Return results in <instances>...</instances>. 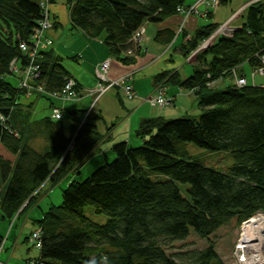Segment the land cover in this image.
<instances>
[{
  "label": "trees",
  "instance_id": "1",
  "mask_svg": "<svg viewBox=\"0 0 264 264\" xmlns=\"http://www.w3.org/2000/svg\"><path fill=\"white\" fill-rule=\"evenodd\" d=\"M65 2L72 27L101 38L109 54L126 64L133 59L126 55L134 48L132 35L142 24L162 21L184 5V0ZM41 14L38 0H0V115L5 118L0 122V214L8 223L33 207L40 209L43 183L59 185L103 139L97 128L102 116L93 109L59 108L60 120L50 114L30 120L34 99L53 104L55 98L39 92L26 95L17 83L18 72H11L10 66L14 60L18 69L28 64L19 44L30 39ZM239 19L231 35H218L197 52L186 79L170 70L154 77L191 90L200 116L146 118L136 130L139 145L115 142L110 162L62 187L60 204L52 203L39 218L31 217L40 229L37 241H30L31 234L24 239L38 249L31 264H224L212 242L178 257L167 253L165 246L190 233L205 239L226 224L237 226L258 212L264 214V84L253 80L241 87L235 81L216 86L220 79L234 80L233 72L247 78L245 66L249 70L261 66L264 0L250 2ZM219 26L196 28L186 42L185 58ZM158 34L166 35L164 42L174 38L164 30ZM62 60L50 46L39 52L40 75L34 80L47 93H57L72 79ZM210 82L214 84L208 87ZM26 99L33 101L25 103ZM39 136L45 142L42 150L32 145ZM189 143L211 152L227 151L232 168L221 172L200 163L189 152ZM177 183L189 185L188 197ZM85 206L107 216L106 222L92 221Z\"/></svg>",
  "mask_w": 264,
  "mask_h": 264
},
{
  "label": "crops",
  "instance_id": "2",
  "mask_svg": "<svg viewBox=\"0 0 264 264\" xmlns=\"http://www.w3.org/2000/svg\"><path fill=\"white\" fill-rule=\"evenodd\" d=\"M55 1L49 6L52 27L47 31V36L53 41L50 47L54 50V54L61 57L59 53L56 54L55 51L57 50L53 49V45L55 42L54 39L60 37V27L63 25L61 22L65 19L63 18L65 0H60V3H55ZM252 1L253 0H249L241 6H238V9H236L237 11L232 15L224 16L222 18H226L224 23H227L228 20L234 17L235 14L240 13V11ZM195 2L196 0H184V5L182 7L193 5ZM219 2H221V0H219ZM199 10L202 12L200 15L195 13L186 16L185 12H176L173 16L166 17L162 21L144 22L142 24L144 25L142 41L140 45L137 46L138 52L136 53L134 51L132 55H129V57L133 58L132 62L129 64L120 62L113 55H110L108 48H106L101 38H91L80 28H76L79 30L75 35L76 37L73 43L69 44L68 50L72 51L71 53H74L73 55H77L75 60H81L85 63L89 62L87 65V71H89V74L91 75L90 81H85L82 74H79L77 76L78 78H76V76L69 71L71 78L77 83L78 89L81 92L76 101H70L74 102L76 106L71 107V105H73L72 103L61 99H54L55 101L51 104V102H47L42 98L41 101L43 103L41 102L38 108L41 109L47 107L45 115H49L51 108L54 107H60L64 110L83 109L90 111L93 109L95 113L102 116V120L98 122L97 128L103 135V139L95 145L91 153L83 160V164L78 167L77 171L75 173H70L57 186H60L62 183L68 184L71 180H73V178L77 179L80 177L85 167L89 168L87 172L90 174L98 166L102 165L104 161L112 159L114 156L111 149L115 142L122 141L132 146L139 145L140 139L136 134V130L142 121L146 120V118L162 116L167 120L185 117L179 115L188 116L189 112H201V109L197 106V99L195 96L190 95L189 90L180 88L179 86H173L168 83H164L166 93L174 99V104L172 106L174 109L167 110L171 112L164 113L165 110H155L150 106L149 102L145 100L153 95L159 84L164 82L156 81L154 78L156 74L165 70H170L172 72L177 71L181 79H186L187 76L191 75L193 72V63L188 62L192 66L191 72H188V70L183 66L187 63L183 53L187 46L186 42L193 36L196 28L209 24V20L207 21L206 17L211 18L210 20H212L214 15V12L212 11L213 9L211 8L206 10L203 6H200ZM239 20L240 19H238V21ZM230 21H232L231 25L233 29L239 25V22L238 24L233 25V23L237 22L234 19ZM163 30L168 34H174V38L169 42H164L166 40V35L158 34L159 32L162 33ZM56 48H60V45H56ZM105 60L110 61L107 69L108 71L106 73L107 80L111 81L112 79L119 78L123 74L131 73V87L136 93V97H134V99H127L121 86L112 87L100 97H95L91 94L92 92L87 93V91L97 88L99 81L95 75V68ZM250 72L251 70H249V73ZM257 75H255V77ZM260 77L262 76L260 75ZM230 78L231 83H234L233 77L231 76ZM222 80L224 79L218 80L216 86H218ZM31 101L33 100L26 99L25 103ZM34 101L36 102L37 100L34 99ZM34 108H36V105ZM63 121V124L66 128H68L69 121L65 118ZM68 132L69 130L66 129V133ZM39 138L42 140L41 148L43 149L45 145L44 139L40 136ZM46 188H51L50 181L43 183L40 189V194L42 193V189ZM33 209H36V207H33ZM30 211L22 218L20 222L21 225L18 222L19 219L10 224L7 221H4L0 214V234L3 236V240L0 242V247L2 249L0 253V264H20L22 261V256V258H19L18 256L13 257V252H9L10 254H8V247H6V244L8 241H12L11 245L13 246L19 241L18 233L21 234V231L27 227H31L32 229L30 228V232H32V230L37 226L33 221H31L32 213H30Z\"/></svg>",
  "mask_w": 264,
  "mask_h": 264
},
{
  "label": "rangeland",
  "instance_id": "3",
  "mask_svg": "<svg viewBox=\"0 0 264 264\" xmlns=\"http://www.w3.org/2000/svg\"><path fill=\"white\" fill-rule=\"evenodd\" d=\"M65 1H64V4H65L64 7L65 8H64V12H63V18H65V19L63 22H61V23H63V25L60 27V29H61L60 37L54 39L55 42L53 45V49L57 50V51H55L56 54L59 53L61 55V57H63V65L67 71H70L73 75L76 76V78H78L77 76L79 74H82L84 76L85 81H88V80L90 81L91 75L89 74V71H87V65L89 62L85 63L84 61H81L79 59H78L79 61H77V59L75 60V58H77V55H73L74 53H71L72 51L68 50L69 44L73 43V41L75 40V37H76L75 35L79 29L72 27L71 22H70L69 17H68V10H69L68 8L69 7H67V4ZM248 1L249 0H225V2H219L215 7L216 9L212 8L213 9L212 11L214 12L212 20H210L211 18H208V17H206V20L207 21L209 20V23L210 22L211 23L216 22V24L219 23L221 26V25H223V23L225 22L224 20L226 19V18L222 19L224 16L232 15L233 13H235L237 11L236 9H238V6H241L243 3L248 2ZM60 2H61L60 0L55 1V3H60ZM239 14L240 13L235 14L234 17H232L230 19V20L234 19L237 21L236 23H233V25L238 24V22H240V21H238ZM231 22H230V24L228 23V25H226V26L233 29ZM230 31H232V30H230ZM56 45L57 46L60 45V48H56ZM186 61H187V58H186ZM188 62L191 63V61H188ZM187 63L184 64L183 66H184V68H186L188 70V72H191L192 66L190 65V63H188V64ZM255 69L256 68L251 69V72L249 73V68L247 66L244 67V71L247 74V79H248L249 83L250 82L252 83L251 75H252V72L255 71ZM22 70L24 72L25 69L22 68L18 72V75L21 77L24 74V73H22ZM126 75H131V73L123 74L119 78L112 79L111 82L105 83V85L107 87L106 90L99 91V89L97 90V88H96L94 90L87 91V93L92 92L91 94H93L95 97H100V96H102V94L107 92V90L116 86L115 83H113V81H118L119 79H121L122 77H124ZM260 75L262 77H260ZM260 75H257L254 78L255 84H257V85L264 84V73L260 72ZM8 79L12 82V84H16V80L14 78L8 77ZM18 79H19V81H21L20 77ZM26 81H28L31 84L36 85L33 77H29V78L27 77ZM17 83H18V81H17ZM230 83H231V78H224V80L220 81V83L218 84L219 87L218 86L217 87L218 88H224L225 86L230 85ZM75 85H76V83H75ZM158 87H163L165 89L164 83L159 84L156 87V90L153 93V95L151 97H148V99H145V100H147L149 102L150 106L155 110L156 109L157 110H165L164 113L171 112V111H167V110L174 109V108H172V106L174 104V99L168 93H166V95L171 97L170 99L172 101L169 100L167 105H164L162 107L161 106L159 107L158 105H156V106L151 105V100H149V99L150 98L153 99L155 94L158 93V91H159L157 89ZM22 89H24V87H22ZM31 91H33V90H31ZM189 91H190L189 92L190 95L194 96L193 92L191 90H189ZM39 93H41V92H39ZM77 98H79L78 95H77V97H69V98L59 96V98H55V99H58V100L61 99L63 101L70 102V101H76ZM41 99L42 98H40V97H37V99H36L37 101L35 102V105H36L37 109L36 108H34V110L32 109V111L30 113V116H32L30 118L31 121L38 120V118L44 117L43 115L46 114L47 107L41 108V109L38 108V106H40V104L42 102ZM44 103H46V102H44ZM70 103L73 104V105H71V107L76 106L74 102H70ZM58 108H60V107H58ZM53 109L54 108H52V110ZM52 110L50 111V113L53 112ZM50 116H52V115H50ZM179 116L187 117L186 115H179ZM199 116H200V111L198 113L189 112V115H188V117H192V118H197ZM64 117L67 119V115H64ZM11 121L13 122V119ZM41 142H42L41 138L34 139L33 145L35 147L39 148L38 150H42ZM188 150H189V152H191V154L196 159H198L200 161V163H204L205 165H207L211 168H215L221 172H228L234 164V161H232V159L230 158L229 153L227 151H224V150L211 152V151H207L203 148H199L193 143L188 144ZM108 161L110 162L111 159H109ZM88 169L89 168L85 167V169L82 172V175L80 177H78L77 179L80 181L84 180V178L87 175H89V173L87 172ZM65 185H66L65 183H62L60 186H54L50 189H47V188L42 189V193L40 194V197L38 199L40 209L36 207V209L31 210L30 213H32V217L39 218L42 215L41 211L46 210L52 203L60 204V202H61V190L60 189L62 187H65ZM177 185L179 186L181 194L185 197H188L187 189L189 188V185L184 184V183H177ZM84 211H85V214L94 222H98V223L103 224L107 220V216H105L104 214L95 213V211L93 210V208L91 206H85ZM25 215L26 214H23L21 216V219L18 221L20 225H21L20 222ZM14 219L11 220L10 224L12 222H14ZM30 228L27 227L23 231H21V234L18 233V236H19L18 240L19 241L16 244H14L12 246L11 245L12 241H8L6 244V247H8V250H7L8 254L13 252V257H17V256L19 258L23 257L20 264H31V260L33 258L37 257V255H38V249L34 245L32 246L30 242L24 240L26 236H29L30 234L32 235L34 232L39 235V227L37 228V226H36L32 230V232H30V230L32 229V228L31 229ZM239 229H240L239 225L235 226V224L233 222H231L230 224H226V226L219 228L213 234L208 236V238H205V239L199 238L196 234L190 233L183 241H176V242H173L169 245H166L165 249L167 250V253L175 255V257H178L179 254H183L185 251H188V250H195V249L203 250L208 245L209 242H212L214 244L215 251L219 255V258L222 259L223 263L224 264H233V261H234V258L232 256L233 248H234L233 246L237 241ZM1 251H2V249L0 247V253H1Z\"/></svg>",
  "mask_w": 264,
  "mask_h": 264
},
{
  "label": "built area",
  "instance_id": "4",
  "mask_svg": "<svg viewBox=\"0 0 264 264\" xmlns=\"http://www.w3.org/2000/svg\"><path fill=\"white\" fill-rule=\"evenodd\" d=\"M255 1L259 0H253L252 2ZM38 2L40 7L42 8L41 20L38 22V25L34 29L33 34L30 36V39L19 44L20 50L26 54V62H28V64L23 67L25 70L24 72L22 70V73L24 74L22 77L20 76L21 81L18 80V84L20 88L24 87V89L27 91L26 95L28 96L31 94V92L37 91L47 94L53 98H59V96L67 98L77 97V95L80 96L81 92L79 91V89L75 88V82H73V80L70 78L66 81L62 89L57 93H47L44 91L42 85H34L26 81L27 77H33V79H36V77L40 75V66L38 62H36L39 57V52L51 46L53 43V41L47 36V31L49 30V28L52 27V19L50 18L49 7L51 2L50 0H38ZM218 3L219 0H196L195 4L190 5L188 7H178L177 12H185L186 16L195 13L200 15L202 14V12L199 10L200 6H203L207 10L209 8H215ZM230 22L231 21L229 20L227 23L219 26L217 30H215L211 35H209L206 39L202 40L195 50L189 52L187 54L188 56L186 57L187 62H193L197 56V52L202 49H206L207 46L211 45L213 41L218 37V35H231L232 31L230 30L233 29L226 26L228 25V23L230 24ZM143 32L144 25H142L132 35L131 42L134 48L126 51L128 56L132 55L135 51V48L140 45L143 37ZM14 62L15 60L11 62L10 71L19 72L20 69H18L17 63ZM261 63V66L257 67L255 71L252 72V82L254 80L255 75H260V72L264 73V55L261 58ZM109 64L110 61L105 60L95 68V75L99 81L97 85V90L99 89V91L106 90L107 87L105 83L111 82L106 78V73L108 71L107 69L109 67ZM233 75L236 86L241 87V85H245L248 82V79L243 75H237L235 72H233ZM118 81H113V83H115L116 86H121L125 97L129 100H132L136 96V93L132 90L131 87V75H126ZM213 84L214 82H210L209 84H207V86H213ZM157 89L159 90L158 93L155 94L153 99H149L151 100L152 106L158 105L159 107H162L164 105H167L169 100L172 101L170 99L171 97L166 95V89H164L163 87H158ZM52 111L53 112L50 113V115H52L51 117L53 119L60 120V118H62L61 110L59 108L54 107ZM4 121L5 118L0 115V122L3 123ZM239 226L240 229L237 236L238 238L233 246V264H264V214L258 212L256 215L241 222ZM38 238L39 235L34 232L30 241H37ZM36 245L40 247L38 243H36Z\"/></svg>",
  "mask_w": 264,
  "mask_h": 264
}]
</instances>
